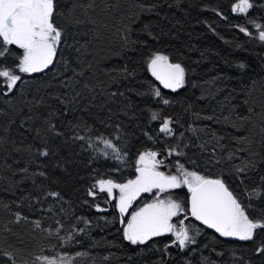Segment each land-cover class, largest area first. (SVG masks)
I'll use <instances>...</instances> for the list:
<instances>
[{
    "label": "trees",
    "instance_id": "1",
    "mask_svg": "<svg viewBox=\"0 0 264 264\" xmlns=\"http://www.w3.org/2000/svg\"><path fill=\"white\" fill-rule=\"evenodd\" d=\"M237 2L54 0L62 39L53 63L30 75L17 69L22 79L9 95L0 77V264H43V256L71 264H264L257 251L264 229L241 241L187 219L186 187L170 196L185 208L175 222L185 220L195 243L183 249L162 235L132 244L126 223L152 194L123 217L98 187L101 179L135 180L139 156L153 151L165 173L176 174L179 162L223 178L251 205L250 218L264 212V0H250L242 15L232 11ZM6 47L0 65L11 68L23 50ZM155 54L185 69L178 90L152 75ZM165 120L171 135L160 131ZM253 189L261 195L249 197Z\"/></svg>",
    "mask_w": 264,
    "mask_h": 264
},
{
    "label": "snow or ice",
    "instance_id": "2",
    "mask_svg": "<svg viewBox=\"0 0 264 264\" xmlns=\"http://www.w3.org/2000/svg\"><path fill=\"white\" fill-rule=\"evenodd\" d=\"M252 7L250 0H238L232 11L247 13ZM54 11V0H0V58L9 52L6 46L14 45L23 50L19 62L13 67L0 65V77L6 79V84L2 85L6 88L4 95H9L21 81L22 77L16 74L17 69L20 73H38L53 63L57 55V47L62 39V29L53 22ZM256 27L259 28L260 25ZM240 31L246 32V29L241 27ZM246 34L250 35V33ZM258 38L264 41V31L259 32ZM149 66L152 75L165 88L175 90L183 86L185 69L179 63H170L167 56L155 54ZM155 95H160L159 90ZM164 103L169 102L165 100ZM151 118L156 120L159 114L153 113ZM170 124V120H165L160 131L171 135ZM103 143L105 148H111L113 152L119 153V149L110 140H104ZM43 154L47 155L46 152ZM157 155L158 153L153 151L141 154L140 167L137 169L139 176L126 184H116L112 180L104 179L98 181L101 191L111 194L114 188L119 189L118 206L121 213H125L132 201L142 192L147 193L158 189L162 193L169 189L186 186L190 193L191 216L214 228L222 236L250 241L253 240L258 229H264V212L250 218L247 208L251 205H243L229 190L223 178L212 179L195 171H187L179 162H177L178 174L165 175L157 171V164L160 163L156 160ZM53 195L57 194L53 193ZM248 195L259 197L261 190L253 189ZM184 211L182 204L171 198L166 201L157 200L132 214L124 232L125 238L132 244H143L154 236L174 233L173 244L178 242L181 248L195 243L194 238L189 236L188 228L177 229L176 225L170 222L173 217ZM180 223L183 224V220ZM257 251L264 252V247L258 248ZM5 255L9 256L7 253ZM9 258L11 259L10 256ZM37 260H41L43 264H71L65 257H60L59 261L55 257L48 256L37 257ZM13 264H15L14 261Z\"/></svg>",
    "mask_w": 264,
    "mask_h": 264
},
{
    "label": "rangeland",
    "instance_id": "3",
    "mask_svg": "<svg viewBox=\"0 0 264 264\" xmlns=\"http://www.w3.org/2000/svg\"><path fill=\"white\" fill-rule=\"evenodd\" d=\"M238 14H240V15H242V14H246V13H238ZM49 67H50V65H49ZM48 67V68H49ZM46 70V69H45ZM44 71V70H43ZM24 74H26V75H30V74H33V73H24ZM156 160L158 161V158L156 157ZM139 167H140V164H139ZM157 171H160V172H163L165 175H170V174H168V173H165L164 172V168H163V166H162V164H161V162L160 163H158L157 164ZM176 174H178V172L176 171ZM139 176V172H138V174H137V177ZM137 177H136V179H137ZM126 184V183H125ZM98 187H99V184H98ZM182 187H186V186H182ZM181 187V188H182ZM187 188V187H186ZM100 189V188H99ZM179 189V188H178ZM178 189H169V190H167V191H165V192H160L158 189H153L152 190V192H147V193H145V192H142V193H140V195L135 199V200H133L132 201V203H131V205L128 207V209H127V211L125 212V213H121L120 212V210H119V189L118 188H114L113 189V191H112V193L111 194H109L107 191H102V192H106V193H108L112 198H116V201H117V207H118V210H119V212L121 213V215L124 217V216H126L127 214H128V212H129V210L131 209V207L134 205V203L143 195V194H152L151 195V199H152V201L153 202H151V203H148L147 205H149V204H152V203H154V202H156L157 200H167L168 198H171V199H173V200H175L176 202H179V200H177V199H175V198H172L171 196H170V193H172L174 190H178ZM188 190V189H187ZM101 191V190H100ZM147 205H145V206H143L142 208H145ZM142 208H140L138 211H136V212H139ZM182 213V212H181ZM180 213V214H181ZM179 214V215H180ZM178 215V216H179ZM178 216H176V217H173L172 218V220L170 221L172 224H174V225H176V227H177V229H179V228H181V227H185V220L184 219H178L176 222H175V220L178 218ZM131 220V217L129 218V220L127 221V223L129 222ZM181 220H183V224H181L180 223V221ZM127 223H126V226H125V229H126V227H127ZM162 235H172L173 237H174V240H175V236H174V233H164V234H162ZM162 235H160V236H162ZM154 237H157V236H154ZM154 237H152V238H154ZM151 238V239H152ZM150 240V239H149ZM149 240H147V241H149ZM146 241V242H147ZM145 242V243H146ZM137 244H140V243H137ZM177 246H178V242H177V244H176ZM185 248V247H184ZM183 248V249H184Z\"/></svg>",
    "mask_w": 264,
    "mask_h": 264
},
{
    "label": "water",
    "instance_id": "4",
    "mask_svg": "<svg viewBox=\"0 0 264 264\" xmlns=\"http://www.w3.org/2000/svg\"><path fill=\"white\" fill-rule=\"evenodd\" d=\"M169 62L172 63L170 60H169ZM150 71H151V68H150ZM151 73H152V72H151ZM155 78H156V77H155ZM158 81H159V80H158ZM159 82H160V81H159ZM160 83H161V82H160ZM161 84H162V83H161ZM162 86L164 87L163 84H162ZM164 88H165V87H164ZM166 89H170V88H166ZM178 89H179V88H178ZM178 89H175V90L171 89V90L176 91V90H178ZM187 219L193 220V221L197 222L198 224H200V225L206 227V228L209 229L210 231H212V232H214V233H217V234H220V233L217 232L214 228H210L208 225H205L202 221L197 220L195 217L191 216V214H190V197H189V217H188Z\"/></svg>",
    "mask_w": 264,
    "mask_h": 264
}]
</instances>
